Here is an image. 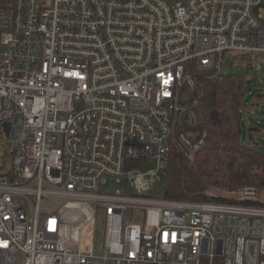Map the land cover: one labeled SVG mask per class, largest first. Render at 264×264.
<instances>
[{
    "label": "built area",
    "instance_id": "1",
    "mask_svg": "<svg viewBox=\"0 0 264 264\" xmlns=\"http://www.w3.org/2000/svg\"><path fill=\"white\" fill-rule=\"evenodd\" d=\"M227 53L264 55V0L0 6V264H264V206L242 203L257 188L151 194L174 143L206 144L197 76Z\"/></svg>",
    "mask_w": 264,
    "mask_h": 264
},
{
    "label": "trees",
    "instance_id": "2",
    "mask_svg": "<svg viewBox=\"0 0 264 264\" xmlns=\"http://www.w3.org/2000/svg\"><path fill=\"white\" fill-rule=\"evenodd\" d=\"M12 1L0 0V6L7 7ZM213 74L197 76V130L207 133L206 144L190 157L183 154L179 144H173L164 170L166 198L227 203L233 200L210 193L214 189L232 191L244 186H253L259 193L264 190V152L248 145L256 134L252 123L248 125V143L242 139L246 78L234 74L220 78ZM4 158L8 159V155ZM242 203L264 206L260 200Z\"/></svg>",
    "mask_w": 264,
    "mask_h": 264
},
{
    "label": "rangeland",
    "instance_id": "3",
    "mask_svg": "<svg viewBox=\"0 0 264 264\" xmlns=\"http://www.w3.org/2000/svg\"><path fill=\"white\" fill-rule=\"evenodd\" d=\"M171 4H175L178 0H168ZM222 71L225 74H234L236 76H244L246 78V96L244 102L246 110L243 115L242 139L244 143H248V125L252 123L255 126V136L253 141L248 145L264 152V98H258V94H264V55L255 59L250 55H241L237 53H227L223 61ZM184 101H190L195 98L192 91L183 92ZM7 138L0 131V165L7 151ZM5 159V158H4ZM153 162L147 164V169L154 168ZM165 183L164 172L160 173V179L154 184L151 194L157 198H164ZM116 187L110 182L103 190L114 192ZM229 191L214 189L210 194L215 196L227 197ZM259 200L264 203V190L259 193ZM96 234L94 237V247L96 253H101L104 245V224L101 218L96 221Z\"/></svg>",
    "mask_w": 264,
    "mask_h": 264
},
{
    "label": "water",
    "instance_id": "4",
    "mask_svg": "<svg viewBox=\"0 0 264 264\" xmlns=\"http://www.w3.org/2000/svg\"><path fill=\"white\" fill-rule=\"evenodd\" d=\"M257 97L258 98H264V94H258ZM9 131H10V124H6L5 125V132H6L7 136H9Z\"/></svg>",
    "mask_w": 264,
    "mask_h": 264
},
{
    "label": "crops",
    "instance_id": "5",
    "mask_svg": "<svg viewBox=\"0 0 264 264\" xmlns=\"http://www.w3.org/2000/svg\"><path fill=\"white\" fill-rule=\"evenodd\" d=\"M258 130H255V132H257Z\"/></svg>",
    "mask_w": 264,
    "mask_h": 264
}]
</instances>
